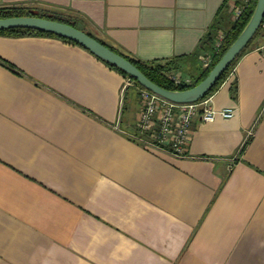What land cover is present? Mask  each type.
I'll return each instance as SVG.
<instances>
[{
    "label": "crops",
    "instance_id": "crops-1",
    "mask_svg": "<svg viewBox=\"0 0 264 264\" xmlns=\"http://www.w3.org/2000/svg\"><path fill=\"white\" fill-rule=\"evenodd\" d=\"M238 1L0 8L65 18L192 79L212 52L210 26L226 31ZM230 72L210 104L234 116L197 122L175 156L136 132L138 90L115 69L58 37L0 35V264H264V41Z\"/></svg>",
    "mask_w": 264,
    "mask_h": 264
},
{
    "label": "built area",
    "instance_id": "built-area-1",
    "mask_svg": "<svg viewBox=\"0 0 264 264\" xmlns=\"http://www.w3.org/2000/svg\"><path fill=\"white\" fill-rule=\"evenodd\" d=\"M248 0H244L246 4ZM231 21L234 23L242 12V7L234 2L230 3ZM264 28V16L261 22ZM225 34L217 30L211 53H206L201 58L203 69L208 67L214 52L220 49ZM231 73V72H230ZM166 78L173 85L187 86L192 79L178 72L166 73ZM128 78L124 88L133 86ZM137 88V87H136ZM138 109L134 115V128L144 139L146 144L167 149L175 156L187 153L191 135L197 122L209 123L216 117L230 119L234 116V109H215L210 104V96L201 98L196 102L174 103L166 100L148 90L137 88Z\"/></svg>",
    "mask_w": 264,
    "mask_h": 264
},
{
    "label": "water",
    "instance_id": "water-1",
    "mask_svg": "<svg viewBox=\"0 0 264 264\" xmlns=\"http://www.w3.org/2000/svg\"><path fill=\"white\" fill-rule=\"evenodd\" d=\"M263 16L264 0H256L248 22L234 42L200 82L184 90H168L154 84L124 57L111 51L87 33L67 23L35 16L7 17L0 18V30L31 29L67 39L81 46L97 59L121 70L141 88L174 103H190L201 99L213 87L232 61L251 41L261 25Z\"/></svg>",
    "mask_w": 264,
    "mask_h": 264
},
{
    "label": "trees",
    "instance_id": "trees-1",
    "mask_svg": "<svg viewBox=\"0 0 264 264\" xmlns=\"http://www.w3.org/2000/svg\"><path fill=\"white\" fill-rule=\"evenodd\" d=\"M255 2H256V0H248V2L246 4H244L241 1L240 2L238 1L239 5L242 7L241 15L239 16V18L234 23H232L229 26V28L226 31H223L225 34L224 41H223L220 49H218V51L214 52V54L212 55L211 62L208 65V67L203 69L197 77H193L191 84L187 85V86H180V85L176 86V85H173L172 83H170L168 81V79L166 78V73H168L169 70L166 69L163 65H161L159 63H155V62H143V61L134 59L132 57H129L128 55L122 53L118 49L107 44L106 42L94 37L93 35L85 32V31H83V32L87 33L89 36H91L92 38H94L95 40H97L98 42H100L101 44L106 46L107 48H109L111 51H113V52L121 55L122 57H124L132 65H134L147 79H149L154 84H156L162 88L168 89V90H184V89L190 88V87L196 85L198 82H200L208 74V72L211 70V68L217 63V61L222 57L224 52L234 42V40L238 37V35L240 34L242 29L244 28V26L248 22L251 14H252L253 8L255 6ZM17 16L41 17V18H46V19H50V20H55L58 22L67 23V24L72 25V26L77 28V25L75 22L69 21V20L62 18V17H58L56 15H51V14L40 12V11L34 12V11H31V10L26 9V8H14V7L0 8V18L17 17ZM216 30H217L216 25L213 24L210 26V32H209L208 38H207L208 45L211 43V40L214 41ZM0 35L15 36V37L26 36V35H46V36L58 37V36H55L53 34L41 32V31H35V30H31V29L0 30ZM58 38H61V37H58ZM256 38H260V39H262V41H264V28L261 25L259 26L258 30L254 34L253 38L248 43V45L232 61V63L228 66V68L219 77V79L216 81V83L213 85V87L202 98L210 96L219 87V85L225 80L228 73L232 69L237 58L253 45V42ZM61 39L69 41V40L64 39V38H61ZM69 42H71V41H69ZM208 48H209V46H208ZM212 49L213 48L211 47L209 50L212 51ZM105 64L108 65L110 68L115 69L117 72H119L124 77L131 80L135 87L141 88L133 79H131L124 72H122L121 70H119V69H117V68H115V67H113L107 63H105ZM235 91H236L235 88L232 87L231 88V96L232 97H234Z\"/></svg>",
    "mask_w": 264,
    "mask_h": 264
},
{
    "label": "rangeland",
    "instance_id": "rangeland-1",
    "mask_svg": "<svg viewBox=\"0 0 264 264\" xmlns=\"http://www.w3.org/2000/svg\"><path fill=\"white\" fill-rule=\"evenodd\" d=\"M132 87H135L134 85ZM126 100H125V103H127V105H134L135 103V97L133 96V94L131 93L130 90H127L126 92Z\"/></svg>",
    "mask_w": 264,
    "mask_h": 264
}]
</instances>
